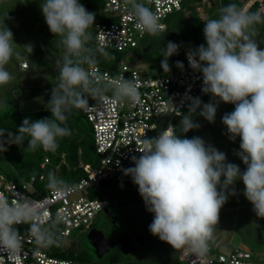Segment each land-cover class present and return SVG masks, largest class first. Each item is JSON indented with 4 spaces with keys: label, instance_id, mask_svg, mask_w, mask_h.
I'll return each instance as SVG.
<instances>
[{
    "label": "clouds",
    "instance_id": "clouds-1",
    "mask_svg": "<svg viewBox=\"0 0 264 264\" xmlns=\"http://www.w3.org/2000/svg\"><path fill=\"white\" fill-rule=\"evenodd\" d=\"M124 3L128 16L142 33L156 36L161 32L159 15L142 0ZM40 9L50 32L61 38L62 46V54L55 60L57 83L46 107L51 118H25L16 133L0 128V153L6 152L8 145L22 146L26 139V151L41 148L55 153L58 141L71 135L66 126L68 116L73 109L88 107L89 98L101 100L111 92L110 103L114 104L140 99L134 79L123 75L109 79L99 71L95 51L89 46L95 13L79 0H42ZM257 25H264V9L252 12L236 3L222 6L216 18L204 21L206 45L188 49L186 56L190 68L202 74V92L212 100L203 103L199 97L186 96L188 112L176 113L181 117L178 127L182 135L177 134V126L169 124L155 137L145 136L138 141L141 147L137 151L142 154L131 157L134 167L122 169L138 186L146 210L154 214L149 231L174 250L184 249L198 256L208 251L220 210L230 195H236L237 180L243 182V194L256 216L264 218V49L257 42ZM16 46L20 45L14 42L12 31L7 26L0 28V85L13 80L6 68L13 56L23 59L15 51ZM23 47L29 55L33 52L31 44ZM179 48V44L167 42L161 61L164 72H170L168 60L178 54ZM104 55L108 56L106 52ZM176 66L184 68L179 61ZM220 102L235 105L232 112L223 115L222 123L230 140L240 138V151L235 154L246 165L243 172L201 137L184 135L200 128L193 119L197 110L199 116L214 123ZM169 103L176 112L171 99ZM47 181L46 187L54 194L75 189L53 171L47 174ZM66 221L64 209L52 216L27 196L10 199L0 195V257L15 264L21 255L25 234L17 225L28 226L26 234L38 254L41 248L63 243L60 225Z\"/></svg>",
    "mask_w": 264,
    "mask_h": 264
},
{
    "label": "built area",
    "instance_id": "built-area-1",
    "mask_svg": "<svg viewBox=\"0 0 264 264\" xmlns=\"http://www.w3.org/2000/svg\"><path fill=\"white\" fill-rule=\"evenodd\" d=\"M102 16L95 20L94 38L96 45L103 50H112L125 53L126 56L135 53L149 34L142 33L135 27V22L128 16L124 0H101ZM198 11H202L210 0H194ZM243 8L255 7L264 9V0H238ZM154 13L160 17L163 25L161 32L167 31L169 16L184 10L185 0H142ZM187 52V51H186ZM184 53V68H176L164 75L146 77L142 73L125 65L120 60L117 65L108 68L101 64L97 67L101 74H107L109 79L123 75L126 79H134L138 85L140 99L136 103H110L112 96L108 92L104 99L92 100L88 107L83 109L93 129V142L96 153L94 164L81 163L84 176L76 183L75 189L67 194L52 193L45 185V175L32 176L28 179L18 176L17 179H8L0 173V195L14 197L27 196L37 201L52 216L58 209H64L67 221L60 225L63 233V243L70 238L75 230L90 229L99 213L108 205L107 199L93 198L95 189H103L105 182L117 177L125 176L122 169L134 167L132 156L139 157L138 143L145 136L155 137L169 124L174 125L177 112L184 114L188 109L186 96L199 97L202 92V74L194 72ZM22 69H28L30 64L25 61ZM177 108L173 111L169 100ZM50 164L48 158L41 165L45 169ZM25 234L23 251L16 258L15 264H76L73 260L51 256L49 249L41 248L35 253V245L27 236V225H17ZM48 250V252H47ZM182 259L187 264H247L252 254L247 251L236 250L228 254H212V247L198 256L184 249L179 250ZM0 255H3L0 253ZM0 264H9L0 257Z\"/></svg>",
    "mask_w": 264,
    "mask_h": 264
},
{
    "label": "rangeland",
    "instance_id": "rangeland-1",
    "mask_svg": "<svg viewBox=\"0 0 264 264\" xmlns=\"http://www.w3.org/2000/svg\"><path fill=\"white\" fill-rule=\"evenodd\" d=\"M42 0H1L0 1V28L7 26L13 33L14 42L17 45L15 51L20 53L23 59L17 60L15 55L7 66V70L12 74L13 80L6 85H0V118L10 111H19L21 113H30L47 110V102L51 96V90L57 83L55 60L62 54V46L60 45V37H55L49 30L45 18L42 15L40 4ZM79 2L89 11L95 13V20L102 16L103 4L98 0H79ZM229 3H236L237 0H211V2L198 11L194 0H185L184 12L174 13L169 16L168 31L160 32L156 36L148 35L141 46L136 50V53L125 57V53H119L112 50H103L96 45L94 34L89 42V46L95 51L97 64L111 68L123 60L125 65L139 70L146 77L164 75L161 61L163 59V49L166 48L167 42L172 41L180 45L179 51L195 49L198 46L205 44L204 38V21L208 18H216L219 14V9ZM258 10V9H257ZM7 16V17H6ZM95 23V21H94ZM259 36L257 42L261 49H264V25H257ZM94 30L90 29L91 32ZM31 44L33 52L29 55L23 45ZM144 46H150L148 52H144ZM108 56L105 57L104 53ZM181 54H174L168 60L178 59ZM30 64V69L23 71L21 65L24 61ZM6 66V67H7ZM87 67V65H85ZM176 69L177 66H170V69ZM199 98L203 103H209L212 100L210 95L202 93ZM208 99V100H207ZM207 100V101H206ZM218 107H222L221 117L225 113H230L234 110L235 105L220 102ZM199 110L194 114L193 119L200 125L199 129H194L184 134L186 138L194 136L201 137L207 144L214 146L219 151L226 154L227 162L238 165L241 172L246 170V165L235 154L240 151V138L235 141L229 139L226 126L222 120L215 119L214 123H209L203 117L199 116ZM84 122L90 126L87 117L83 116ZM180 118H176L174 126H177V134L182 135L181 129L178 127ZM96 161V160H95ZM0 173L5 175L11 173L19 176L16 169L9 163L4 155L0 153ZM223 180V177H222ZM110 187L121 190H136L131 177H117L107 182ZM236 195L234 203L240 204L241 208L238 212V223L231 224L230 229L236 231V239H245L248 249L258 255L263 247L259 237V229L264 227H256L251 221L252 216H256L253 211L252 204L244 196L245 186L241 180H237L234 185ZM93 198H99L98 190L92 193ZM139 203V202H138ZM100 214L96 217L94 224L98 221ZM134 217L138 221L127 222V217ZM154 214L149 213L146 207H123L122 211V228L124 231L131 232L140 230L144 236L145 249L141 251L137 258L130 256L124 257L120 264H187L181 257L179 250H174L169 244L161 241L158 237L153 236L149 231V225L153 221ZM259 221L264 218H260ZM141 220H149L148 223L139 222ZM93 224V226H94ZM92 226V227H93ZM91 227V228H92ZM90 228V229H91ZM20 233L22 229L17 228ZM90 229L75 230L70 238L65 239L64 246L67 249H72L76 254H82L89 249L86 247ZM263 234V232H262ZM213 239L209 241L212 243ZM51 248L49 254H51ZM87 248V249H86ZM219 251H223L222 248ZM48 252V250H47ZM86 253V252H85ZM87 255V254H86ZM84 254V256H86Z\"/></svg>",
    "mask_w": 264,
    "mask_h": 264
},
{
    "label": "trees",
    "instance_id": "trees-1",
    "mask_svg": "<svg viewBox=\"0 0 264 264\" xmlns=\"http://www.w3.org/2000/svg\"><path fill=\"white\" fill-rule=\"evenodd\" d=\"M248 11L255 12L257 8L251 7ZM177 61L183 63L182 56L171 61L169 66H176ZM92 100L89 98V104ZM84 115L83 109L72 110L66 121V126L71 130V135L58 141L59 147L55 153L44 152L41 148H38L35 152L26 151L25 148L28 143L26 139L22 146L15 144L6 146L8 150L4 152L5 157L16 169L21 178L28 179L32 176H41L44 174L46 178L45 185H47V174L53 171L69 185L78 182L84 176V170L80 167L81 163L94 164L96 160L93 129L91 124L89 126L84 122ZM25 118L33 121L42 118H51V112L37 111L24 114L19 111H10L0 118V128H7L8 131L16 133ZM46 158L50 160V164L45 169H42L41 165ZM5 176L8 179H17L18 177L11 173H6ZM105 185H107V182L103 186ZM52 246L51 254L54 257L70 259L76 264H90V259L83 251H81V255H78L72 249H67L64 243L59 246Z\"/></svg>",
    "mask_w": 264,
    "mask_h": 264
},
{
    "label": "flooded vegetation",
    "instance_id": "flooded-vegetation-1",
    "mask_svg": "<svg viewBox=\"0 0 264 264\" xmlns=\"http://www.w3.org/2000/svg\"><path fill=\"white\" fill-rule=\"evenodd\" d=\"M94 33V30H93ZM108 189V205L100 214L96 224L90 229L95 230L89 241V249L85 252L90 259V264H120L122 259L127 256L137 258L142 250L145 249L146 236L140 230L126 232L121 223L123 207H146L143 198L136 190H121L118 188L103 186ZM139 202V203H138ZM127 222L138 221L134 217H127ZM148 223L149 220H141L139 222ZM89 232V233H90ZM101 232V233H98ZM122 236L129 237L128 253L123 252L120 239ZM126 249V248H125Z\"/></svg>",
    "mask_w": 264,
    "mask_h": 264
},
{
    "label": "crops",
    "instance_id": "crops-1",
    "mask_svg": "<svg viewBox=\"0 0 264 264\" xmlns=\"http://www.w3.org/2000/svg\"><path fill=\"white\" fill-rule=\"evenodd\" d=\"M210 2H211V0H210ZM237 2L239 4V6L242 7L238 0H237ZM181 12H184V10ZM167 31H168V23H167ZM148 47L149 46H144V50L147 49ZM178 52L181 54L182 59H184L183 53H185L186 50H182V51H178ZM135 53H136V51H135ZM6 68H10V66H7ZM28 69H30V67ZM28 69H22V67H21V70H23V71H26ZM222 109H223L222 107H217V113H216L215 119L222 120V117H221ZM187 112H188V109L185 110L184 114H186ZM178 118L181 119V117H178ZM176 131H177V129H176ZM234 201H235V199L233 198L232 195H230L227 199V202L222 206V208L220 210L219 222H218V224L214 230V234H213V242L209 243V246L212 247V254H217V253L228 254V253H231V252L236 251V250H242V251L250 252L252 254V257L248 261L247 264H264V247H263L262 251L258 255H256L248 249V245L246 244L245 239L240 238L241 241L237 240L236 243H234L235 239H236V231H234L233 229H230V226L234 222L235 223L239 222L238 221V212L240 211V209H242L240 204H238V203L235 204ZM259 220L260 219H258L257 216H255V215L252 216V218H251V221L254 223V225L256 227H259V226L264 227V221L263 220L259 221ZM262 232H263V234L260 237L261 243L264 242V228L262 229ZM220 248H222L223 251H219Z\"/></svg>",
    "mask_w": 264,
    "mask_h": 264
},
{
    "label": "water",
    "instance_id": "water-1",
    "mask_svg": "<svg viewBox=\"0 0 264 264\" xmlns=\"http://www.w3.org/2000/svg\"><path fill=\"white\" fill-rule=\"evenodd\" d=\"M1 1V0H0ZM150 46L147 48V49H145L144 50V52H148L149 50H150ZM99 198L100 199H109L110 197H109V195H108V189L107 188H103V189H101L100 191H99ZM95 232V230H92L90 233H89V235H88V237H87V240L86 241H88L87 243H86V247L87 246H89L88 244H89V241H90V239L92 238V236H93V233ZM98 233H101V232H98ZM261 235H262V230L261 229H259V237H261ZM120 242L122 243V247H123V252L125 253V254H127L128 253V248H129V244H128V242H129V237L128 236H122L121 237V239H120ZM88 248V247H87ZM86 248V249H87ZM126 248V249H125Z\"/></svg>",
    "mask_w": 264,
    "mask_h": 264
}]
</instances>
